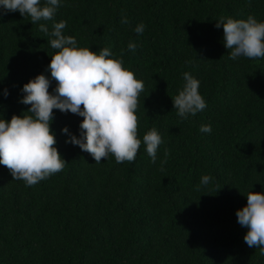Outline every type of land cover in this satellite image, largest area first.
I'll list each match as a JSON object with an SVG mask.
<instances>
[{
	"label": "trees",
	"instance_id": "1",
	"mask_svg": "<svg viewBox=\"0 0 264 264\" xmlns=\"http://www.w3.org/2000/svg\"><path fill=\"white\" fill-rule=\"evenodd\" d=\"M0 264H264V0H0Z\"/></svg>",
	"mask_w": 264,
	"mask_h": 264
}]
</instances>
